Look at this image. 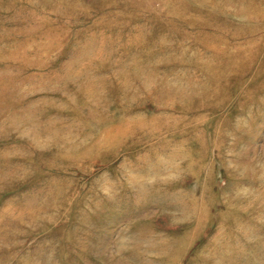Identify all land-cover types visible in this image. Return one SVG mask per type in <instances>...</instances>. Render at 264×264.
<instances>
[{
  "label": "rangeland",
  "instance_id": "obj_1",
  "mask_svg": "<svg viewBox=\"0 0 264 264\" xmlns=\"http://www.w3.org/2000/svg\"><path fill=\"white\" fill-rule=\"evenodd\" d=\"M242 1L0 0V264H264Z\"/></svg>",
  "mask_w": 264,
  "mask_h": 264
},
{
  "label": "bare ground",
  "instance_id": "obj_2",
  "mask_svg": "<svg viewBox=\"0 0 264 264\" xmlns=\"http://www.w3.org/2000/svg\"><path fill=\"white\" fill-rule=\"evenodd\" d=\"M194 2L196 3H199V2H203L204 0H193ZM210 2L215 5L214 7H212V9H221L223 10L226 14H230L232 16H237L238 13L235 12L234 10H236L238 7H241V6H244L246 7V2L242 1V0H210ZM229 5H231L232 8L229 7ZM228 6V7H227ZM223 8V9H222ZM140 80L142 81L141 79V75H140ZM118 84V90L121 94H124L123 90L121 89V84H123L124 86H127L126 84H128L127 82H124L123 80H118L117 82ZM139 85L141 86H144L145 85V82L142 81L139 83ZM147 85V84H146ZM123 87V86H122ZM144 90V89H143ZM172 93V92H170ZM180 93V91H174L173 92V95L177 96L176 94ZM90 95V94H89ZM88 95V96H89ZM132 94H130L129 96H131ZM81 97V96H80ZM89 98V97H88ZM88 98L86 99V103L84 102V104L90 106V108H92L93 106V103H90L88 101ZM82 100V99H81ZM70 103V102H68ZM75 102H71V106L75 105L74 104ZM75 109V108H74Z\"/></svg>",
  "mask_w": 264,
  "mask_h": 264
}]
</instances>
